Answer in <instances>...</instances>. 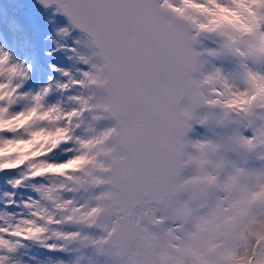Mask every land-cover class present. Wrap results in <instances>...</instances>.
I'll list each match as a JSON object with an SVG mask.
<instances>
[{
    "label": "clouds",
    "instance_id": "1",
    "mask_svg": "<svg viewBox=\"0 0 264 264\" xmlns=\"http://www.w3.org/2000/svg\"><path fill=\"white\" fill-rule=\"evenodd\" d=\"M35 2L58 11L55 0ZM158 7L198 55L184 77L178 118L186 132L167 181L171 194L133 205L142 238L156 264H264V0H159ZM209 42L216 48L207 57L230 58L234 75L202 71ZM28 81V67L3 51L0 173H15L8 181L12 192L30 189L34 197L0 201V264H28L25 247L33 244L115 257L106 239L115 195L106 182L114 158L109 129L115 125L95 128L107 113L96 107L103 73L95 81L81 75L79 86L69 77L25 91ZM53 94L58 99L50 102ZM193 125L209 138L186 140ZM229 152L260 167L229 165ZM58 154L66 158L57 160ZM188 169L192 174L185 176ZM89 230L100 235L91 238ZM71 264L86 261L77 256Z\"/></svg>",
    "mask_w": 264,
    "mask_h": 264
},
{
    "label": "snow or ice",
    "instance_id": "2",
    "mask_svg": "<svg viewBox=\"0 0 264 264\" xmlns=\"http://www.w3.org/2000/svg\"><path fill=\"white\" fill-rule=\"evenodd\" d=\"M55 3L97 49L94 55L100 63L91 65L94 72L81 75L95 81L103 73L106 80L96 107L115 121L109 129L114 133V158L106 180L115 194L106 227L111 254L118 264H156L133 205L159 203L171 194L167 181L174 174L175 151L186 132L178 118L184 77L194 70L198 54L170 28L159 0ZM60 32L68 34L66 29ZM73 83L79 86L81 81Z\"/></svg>",
    "mask_w": 264,
    "mask_h": 264
},
{
    "label": "rangeland",
    "instance_id": "3",
    "mask_svg": "<svg viewBox=\"0 0 264 264\" xmlns=\"http://www.w3.org/2000/svg\"><path fill=\"white\" fill-rule=\"evenodd\" d=\"M14 8L21 11L18 3L15 4ZM22 10H24V8ZM31 10L32 9H30L29 11H31ZM39 13H40V16L37 18V22L39 21V23L44 24L42 27H45V29H46L45 38H40L39 42L41 44L49 43L48 46L59 45L60 41L61 40L64 41L65 38L61 39V37L64 36L60 32L62 27H64V23H61V22H64V21L62 20L59 22L57 20V18L59 17L58 11H56L55 8H49L47 10L39 9ZM70 33H72V32H68V34H70ZM51 36H52V38H51ZM77 37L79 38L80 36L77 35ZM66 41H69L71 44L66 48L68 64H67V66L63 65V68L65 69V71H62V73H60V77H62V81L64 80V78H65V81L68 79V75L67 76L64 75V73H67L66 69L69 71L74 64H77V62L80 58L84 57L80 61V63L82 65H85V67H86V68L80 69L81 74L83 72H87L92 64H97L94 61L91 62L90 57L86 56L87 52L85 51V49L82 46L77 45V43H76V41H74V39L72 40V39L66 38ZM62 47H64V46H62ZM215 48H216V45L214 43H211V42L207 43L204 46V50L202 51V65H203L202 71H209V70L218 68L222 73H225L227 75H234L237 72V70H234V68H232L230 66V64H229L230 58L214 59L211 57H207V52L214 51ZM64 60H65V57H64ZM84 60H88L89 63H87V64L84 63L83 62ZM58 63H59V61H58ZM57 67H58L57 69H59V67L61 68L62 66H61V64H59V65H57ZM71 70L73 71V75L75 76V72H76L75 68H73ZM259 70H264V68H261ZM207 138H209V133L206 131L205 128L197 127V126L193 125V130L189 131L186 140H188L189 142H193V141H196L199 139H207ZM188 151H190V149H188ZM65 158L66 157L64 155H60V154H58L56 156L57 160H63ZM226 161L229 165L243 166V167H246L248 169H257L260 167L259 163L254 158H251V157L246 158L243 155L235 153V152H229L226 155ZM191 174H192L191 169H188L184 175L189 176ZM183 198L184 197H181V199H183ZM63 231L68 233V232L75 231V229L66 228V229H63ZM99 235H100V233L97 231L91 236V238L98 237ZM51 245L54 246V244H51ZM56 245H58V244H56ZM104 257L103 256H97L94 252H92L91 254H89L87 252V254H86V259H89V264H101L100 261L102 259H104ZM106 258L108 259V258H112V257L106 256ZM114 263L118 264V261H115ZM86 264H87V262H86Z\"/></svg>",
    "mask_w": 264,
    "mask_h": 264
},
{
    "label": "bare ground",
    "instance_id": "4",
    "mask_svg": "<svg viewBox=\"0 0 264 264\" xmlns=\"http://www.w3.org/2000/svg\"><path fill=\"white\" fill-rule=\"evenodd\" d=\"M0 10L2 11V16L5 18V11H3V5H2V3H1V5H0ZM38 13V12H37ZM37 13H36V15H37ZM31 15V14H30ZM24 17L25 18H20V19H22V21L25 23V28H30V30H32L33 29V23L31 22V20L29 19V21H26V19L28 18V16L26 15V14H24ZM21 22V20H15L14 21V23H16V24H18V23H20ZM69 32H72V31H69ZM32 35H35V34H32ZM70 35H72V33H70ZM16 44H19V43H16ZM26 44H28L29 46H30V43L29 42H26ZM21 45H20V51H21ZM33 66L36 68V70L39 72V73H42V74H46L47 75V72H46V70L48 69L46 66H43V65H38L37 64V62L35 61V60H33ZM51 76H53L54 77V79H56V77H57V75H55L54 73H52L51 72V74H50V72H49V77H51ZM12 174H15V173H6V176H11ZM32 195V194H31ZM12 211H15L14 209H11V211L10 212H12ZM32 250H33V248H32ZM39 250H41V249H38V250H36L37 252H39ZM35 250H33V253H35L34 252ZM46 252V251H45ZM40 254H44V252H43V250H41V252H40ZM45 255H48V252H46V254Z\"/></svg>",
    "mask_w": 264,
    "mask_h": 264
}]
</instances>
